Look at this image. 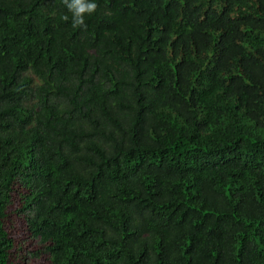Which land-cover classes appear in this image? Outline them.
<instances>
[{"label": "trees", "instance_id": "trees-1", "mask_svg": "<svg viewBox=\"0 0 264 264\" xmlns=\"http://www.w3.org/2000/svg\"><path fill=\"white\" fill-rule=\"evenodd\" d=\"M96 3L0 0V264H264V0Z\"/></svg>", "mask_w": 264, "mask_h": 264}, {"label": "clouds", "instance_id": "clouds-1", "mask_svg": "<svg viewBox=\"0 0 264 264\" xmlns=\"http://www.w3.org/2000/svg\"><path fill=\"white\" fill-rule=\"evenodd\" d=\"M63 3L71 14L74 28H86V18L95 14L98 8L96 0H63Z\"/></svg>", "mask_w": 264, "mask_h": 264}]
</instances>
